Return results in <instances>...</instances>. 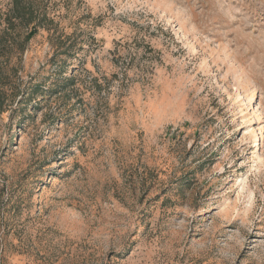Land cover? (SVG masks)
<instances>
[{
    "label": "rangeland",
    "instance_id": "1",
    "mask_svg": "<svg viewBox=\"0 0 264 264\" xmlns=\"http://www.w3.org/2000/svg\"><path fill=\"white\" fill-rule=\"evenodd\" d=\"M45 1L65 47L0 46V264H264V0Z\"/></svg>",
    "mask_w": 264,
    "mask_h": 264
},
{
    "label": "trees",
    "instance_id": "2",
    "mask_svg": "<svg viewBox=\"0 0 264 264\" xmlns=\"http://www.w3.org/2000/svg\"><path fill=\"white\" fill-rule=\"evenodd\" d=\"M49 1H45V4L41 0H11L9 8L2 13V25L3 28L0 30V46L5 49L7 43H15L13 38V33L16 29L25 28L28 29V33L23 39L22 43L18 47L19 52L25 50V45L32 39L40 29L46 31L47 33L57 34L55 38L57 44L56 49L61 50L65 47L69 36L61 39V34L58 33V24L54 22V15L50 16L47 10V5ZM54 28L51 31V28ZM73 48V44L68 45V48L61 51L63 54L67 52L68 49ZM1 53V52H0Z\"/></svg>",
    "mask_w": 264,
    "mask_h": 264
}]
</instances>
